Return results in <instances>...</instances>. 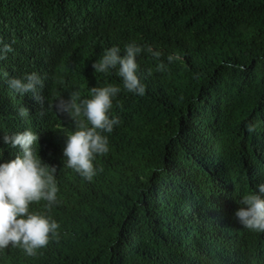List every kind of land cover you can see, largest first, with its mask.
<instances>
[{
    "label": "trees",
    "instance_id": "16d2710c",
    "mask_svg": "<svg viewBox=\"0 0 264 264\" xmlns=\"http://www.w3.org/2000/svg\"><path fill=\"white\" fill-rule=\"evenodd\" d=\"M49 2L66 12L81 7L98 47L103 36L121 55L132 41L162 55L137 57L140 97L116 73H95L92 52L78 48L92 69L81 82L121 88L111 110L120 124L91 182L56 172L58 202L30 206L58 222V239L34 257L2 252L23 264H264L260 233L233 215L237 199L264 181V0H0V40L13 47L0 61L7 77L28 73L33 56V66L62 72L52 45L71 46L76 37L44 27ZM170 54L180 59L169 63ZM7 77L0 99L14 93ZM45 97L30 111L33 126L48 132L52 161L62 164L58 149L74 121L49 107L59 96Z\"/></svg>",
    "mask_w": 264,
    "mask_h": 264
},
{
    "label": "clouds",
    "instance_id": "9594fccd",
    "mask_svg": "<svg viewBox=\"0 0 264 264\" xmlns=\"http://www.w3.org/2000/svg\"><path fill=\"white\" fill-rule=\"evenodd\" d=\"M48 7L51 10L41 20L44 27L50 30L55 26L58 33L68 31L67 38L76 37L71 46L52 45L54 54L63 59L62 72L51 68L44 72L33 66L35 56L29 59L30 71L20 77H7V73L0 72V77H7V87L14 91L0 99V264H23L20 258L5 255L4 249L18 248L34 257L50 240L58 239V222L50 215L30 210V206L43 201L45 208L50 209L58 202L56 172L60 177H72L74 171V182L75 176L91 182L102 170L94 161L109 152L108 134L120 124L111 110L121 88L114 84L97 85L95 80L81 82L86 71L92 74V69L78 59V50L92 52L95 73H116L123 89L140 97L145 95L146 87L139 76L137 57L145 53L158 60L162 55L153 46L136 41L125 44L121 55V48L108 46L110 41L105 43L103 36L98 47L99 36L90 37L87 33L88 19L81 22V7L76 12H66L54 2H49ZM103 47L106 48L97 56ZM12 52V44L0 40V61ZM179 59L176 54L167 56L169 63ZM163 68V64L157 65L158 71ZM82 86L86 90L78 94ZM55 95L59 99L49 107L68 113L74 121L73 130L58 149L62 150V164L52 161L53 140L46 130L34 128L30 113L45 106V96L54 100ZM253 130L251 126L247 128L249 132ZM236 202L238 208L233 215L239 226L260 233L264 242V181Z\"/></svg>",
    "mask_w": 264,
    "mask_h": 264
},
{
    "label": "bare ground",
    "instance_id": "6f19581e",
    "mask_svg": "<svg viewBox=\"0 0 264 264\" xmlns=\"http://www.w3.org/2000/svg\"><path fill=\"white\" fill-rule=\"evenodd\" d=\"M101 53V52H100Z\"/></svg>",
    "mask_w": 264,
    "mask_h": 264
}]
</instances>
